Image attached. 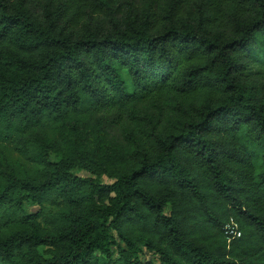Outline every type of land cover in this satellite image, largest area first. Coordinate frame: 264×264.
<instances>
[{
	"label": "trees",
	"instance_id": "trees-1",
	"mask_svg": "<svg viewBox=\"0 0 264 264\" xmlns=\"http://www.w3.org/2000/svg\"><path fill=\"white\" fill-rule=\"evenodd\" d=\"M0 264H264V0H0Z\"/></svg>",
	"mask_w": 264,
	"mask_h": 264
},
{
	"label": "rangeland",
	"instance_id": "rangeland-1",
	"mask_svg": "<svg viewBox=\"0 0 264 264\" xmlns=\"http://www.w3.org/2000/svg\"><path fill=\"white\" fill-rule=\"evenodd\" d=\"M108 138L109 139L105 142V144H108L110 142V140L111 141L113 140L112 135H109ZM22 141H24V143L28 146V148H30L31 151L32 150H39L41 152L40 156L37 159H35L37 164H33L29 161L28 153L26 151L23 153L20 152L19 148H21L20 143ZM43 146H44V143L41 140L30 138L26 135V136L22 137V139H19L17 141H14V143L7 145L6 149H2V150L9 152V154H11L15 159L19 160L20 162H22L23 164H25L28 167H34L35 166V167H39L40 169L49 168L51 166V164L58 161L59 156H57L54 153H48L47 154L46 152L43 151ZM32 152H34V151H32ZM72 173L75 174L76 176L80 177V178H89V177L95 178L91 174L84 172L83 170L75 169L72 171ZM99 181L102 183H109V181L105 177H102L101 179H99ZM43 209L45 211L51 210L52 206L50 204L45 203L43 205ZM27 210L32 211V212H36V211H38V208L36 206H27ZM40 251H42V250H40Z\"/></svg>",
	"mask_w": 264,
	"mask_h": 264
},
{
	"label": "built area",
	"instance_id": "built-area-1",
	"mask_svg": "<svg viewBox=\"0 0 264 264\" xmlns=\"http://www.w3.org/2000/svg\"><path fill=\"white\" fill-rule=\"evenodd\" d=\"M235 227H233L231 230H229L230 234H233L234 236H239L236 232V229H234Z\"/></svg>",
	"mask_w": 264,
	"mask_h": 264
}]
</instances>
